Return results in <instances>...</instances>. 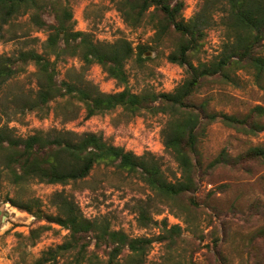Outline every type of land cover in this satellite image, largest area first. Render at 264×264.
I'll list each match as a JSON object with an SVG mask.
<instances>
[{
	"label": "rangeland",
	"instance_id": "rangeland-1",
	"mask_svg": "<svg viewBox=\"0 0 264 264\" xmlns=\"http://www.w3.org/2000/svg\"><path fill=\"white\" fill-rule=\"evenodd\" d=\"M120 0H68L73 29L86 32L94 42L129 41L136 49L147 45L142 61L135 55L125 65L127 81L120 86L98 64L85 65L78 55L56 59L47 55L46 30H36L29 14L19 15L9 24L0 23V56H18L32 49L53 62L55 79L104 93H115L127 87L134 93L172 92L187 76V67L167 58L176 47L172 25L166 33L157 34L159 12L154 18L144 16L139 23L125 20L119 9ZM181 18L193 16L203 0H180ZM224 4L226 0H212ZM173 4V3H172ZM217 5V6H218ZM151 6L147 13L153 11ZM48 22L50 13L43 14ZM205 36L198 46L197 57L191 62L208 63L219 57L228 42L220 12H215ZM264 55V52H262ZM231 80L219 74L204 79L190 97L196 109L205 106L207 113L243 116L256 105L264 107V89L257 85L249 69L229 68ZM34 63L0 84V127H7L17 137L68 132L71 137L86 133L101 135L108 143L135 155H151L167 181L182 179L174 154L165 148L163 135L170 117L162 112L141 110L138 114L121 107L85 118L80 101L54 98L43 110L22 109L25 100L33 99L43 81ZM264 124V115L259 119ZM264 147V129L245 134L224 125L220 120L202 117L197 128L194 160L196 189L168 199L152 191L136 175H128L114 167L96 164L82 179L66 184H50L37 179L15 182L4 171L0 157V264H37L42 251L61 244L68 230L50 222L55 216L51 205L55 192L73 200L88 219H106L111 229L129 237H148L151 247L139 264H173L179 260L189 264H264V160L248 159L240 164L211 162L222 151L236 157L251 147ZM39 204L44 215L40 219L12 204ZM141 208L153 222L141 226L137 218ZM36 209V208H34ZM167 227L180 225L181 233L173 247L158 237ZM33 230H36L35 232ZM32 231V233H31ZM100 256L106 260L103 254ZM127 260L124 263H127ZM127 264H131L128 261Z\"/></svg>",
	"mask_w": 264,
	"mask_h": 264
},
{
	"label": "trees",
	"instance_id": "trees-1",
	"mask_svg": "<svg viewBox=\"0 0 264 264\" xmlns=\"http://www.w3.org/2000/svg\"><path fill=\"white\" fill-rule=\"evenodd\" d=\"M67 1L0 0V23L9 24L13 18L29 14L36 30H46L48 33L45 41L47 55L56 59L78 55L85 65H100L110 78L124 86L127 81L126 63L134 55L135 60L142 61L147 45L139 44L135 49L125 39L112 43L94 42L88 33L73 29L72 11ZM118 3L125 20L132 24L139 23L144 16L155 19L156 12H159L156 33L165 34L169 26H173L177 44L167 58L180 66L185 65L188 76L172 92L134 93L124 87L115 93H104L79 88L66 81L58 82L54 76L53 62L32 49L20 51L16 58L0 56V84L32 62L44 78L37 86L35 97L25 100L22 109L40 111L50 100L59 97L65 101H80L85 108V118L116 107L133 114L141 110L167 114L170 125L163 135V144L179 163L182 179L167 181L161 175L157 160L151 155H135L125 151L108 144L101 135L86 133L71 137L64 132L17 137L9 128L0 127V157L4 162V171L10 173L15 182L37 179L50 184H66L85 178L94 165L101 163L138 176L152 191L172 199L196 189L194 155L197 128L202 117H207L209 121L218 119L224 125L250 135L264 129V124L259 120L264 115L261 105L254 106L243 116L227 113L216 116L207 113L204 105L196 109L190 100L204 79L219 74L221 78L231 80L225 73L229 68L249 69L255 83L264 89V0H226L220 6L216 1L203 0L186 21L181 18L183 3L180 0H120ZM151 6H154L153 11L147 13ZM47 12L53 17L52 22L44 19L43 14ZM215 12H220L229 41L223 44L217 59L194 65L191 58L197 57L198 46L205 36L204 28L210 25ZM248 159L264 160V147H251L244 155L236 157L222 151L211 165H235ZM11 202L37 219L44 216L38 203ZM50 203L57 214L46 217L47 220L67 229L68 233L61 244L42 251L37 264H127L128 261L139 264L151 247V238L129 237L111 229L110 223L102 217L85 218L78 205L62 192L53 193ZM138 214L137 221L141 226L153 222L144 208ZM161 223L165 233L158 238L167 240L168 246L173 247L181 227L177 224L167 227L166 219ZM126 259L127 263H124ZM173 264L189 263L179 260Z\"/></svg>",
	"mask_w": 264,
	"mask_h": 264
}]
</instances>
